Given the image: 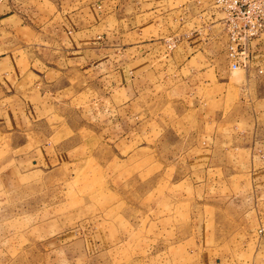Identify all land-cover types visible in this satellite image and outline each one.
Listing matches in <instances>:
<instances>
[{"label": "rangeland", "instance_id": "1", "mask_svg": "<svg viewBox=\"0 0 264 264\" xmlns=\"http://www.w3.org/2000/svg\"><path fill=\"white\" fill-rule=\"evenodd\" d=\"M94 1L56 0L60 7ZM230 68L232 82L241 83L243 68ZM176 80L158 76L131 105L103 116L92 103L88 113L72 106L28 130L35 145L51 147L42 153L47 165L26 167L40 172H17L20 148L11 133L4 136L0 264H197L207 254L231 224L223 220L231 200L250 193L242 184H208L209 172L192 176V146L224 147L211 137L235 132L218 120L240 111L233 104L243 90L231 87L216 108L202 89L198 108L191 109ZM216 159L241 162L235 155ZM63 162L66 174L56 168ZM102 244L109 245L105 253L98 250Z\"/></svg>", "mask_w": 264, "mask_h": 264}, {"label": "crops", "instance_id": "2", "mask_svg": "<svg viewBox=\"0 0 264 264\" xmlns=\"http://www.w3.org/2000/svg\"><path fill=\"white\" fill-rule=\"evenodd\" d=\"M64 5L0 0V141L11 133L17 142L16 171L38 172L47 165L42 153L51 147L35 145L38 139L28 130L60 110L80 105L88 113L92 103L91 110L103 116L106 109L131 105L161 75L177 79L184 106L191 109L198 108L202 89L222 108L231 87L241 88L242 99L233 104L240 111L218 120L235 132L211 137L224 141L223 148L194 144L190 163L192 176L209 172L208 184H242L250 197L231 200L230 213L223 215L231 224L197 264H264V33L252 42L243 80L233 83L223 12L215 0ZM93 93L95 100L89 99ZM229 154L240 164L213 160ZM32 164L40 169H26ZM67 166L63 162L56 168L66 174ZM108 248L102 244L98 250Z\"/></svg>", "mask_w": 264, "mask_h": 264}, {"label": "built area", "instance_id": "3", "mask_svg": "<svg viewBox=\"0 0 264 264\" xmlns=\"http://www.w3.org/2000/svg\"><path fill=\"white\" fill-rule=\"evenodd\" d=\"M215 3L223 12L225 52L230 67H249L252 42L264 33V0H215Z\"/></svg>", "mask_w": 264, "mask_h": 264}]
</instances>
